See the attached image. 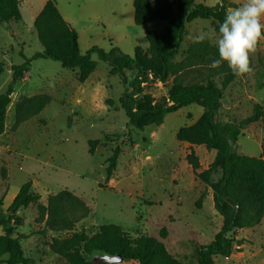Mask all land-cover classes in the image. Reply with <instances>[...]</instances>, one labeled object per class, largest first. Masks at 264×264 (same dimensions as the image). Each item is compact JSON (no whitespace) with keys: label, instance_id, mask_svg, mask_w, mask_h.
Segmentation results:
<instances>
[{"label":"rangeland","instance_id":"1","mask_svg":"<svg viewBox=\"0 0 264 264\" xmlns=\"http://www.w3.org/2000/svg\"><path fill=\"white\" fill-rule=\"evenodd\" d=\"M47 1L21 0L22 20L0 23V94L12 87L6 130L0 136V201L6 211L29 181L32 192L41 196L37 203L17 212L22 226L15 227L13 236L30 235L21 244L33 264H66L49 250L48 242L52 237L64 238L68 234L47 231L37 218L49 195L67 189L83 198L92 211L77 225L78 231L91 235L102 225H119L132 237L147 235L162 241L183 264H198L196 247L211 243L222 226L212 190L197 177V172L207 170L213 163L216 152L180 142L176 135L180 128L196 123L204 108L183 107L167 114L160 126L135 129L120 101L135 73L126 71L127 82L123 85L119 76L110 75L109 63L98 53L92 54L97 68L84 83L77 81L76 71L51 59L34 60L22 81L14 79L11 66L22 64V55L30 58L43 51L34 21ZM53 1L78 31L83 53L97 46L106 53L119 48L132 57L137 46L148 48V32H161L167 26L165 21L136 25L134 0ZM223 1L236 7L243 2L198 3L214 6ZM217 29L212 20L190 23L177 61L182 60L194 41L207 37L216 45ZM250 65V73L227 87L216 119L238 125L253 116L256 105H260L262 118L239 129L237 144L241 155L264 158V42L250 55ZM197 70H192L191 78ZM215 82L220 84L217 78ZM171 86V79L159 83L150 77L142 89L160 103L168 98ZM41 93L49 94L51 103L13 130L18 102ZM91 146L93 154L89 153ZM115 149L119 151L117 166L107 181V160ZM192 152L200 163L197 172L187 160ZM220 175V171H215L212 180ZM261 224L234 233L230 256H218L216 264H264V220ZM3 233L0 226V235ZM95 256L88 258L91 264L100 262H93Z\"/></svg>","mask_w":264,"mask_h":264},{"label":"trees","instance_id":"2","mask_svg":"<svg viewBox=\"0 0 264 264\" xmlns=\"http://www.w3.org/2000/svg\"><path fill=\"white\" fill-rule=\"evenodd\" d=\"M133 7L136 25L165 21L167 26L161 32H148L149 47L145 50L137 46L131 57L119 48L106 53L97 46L82 53L77 31L63 18L56 2L48 0L34 21L43 51L30 58L22 55L24 62L11 66L12 75L17 81H22L34 60L51 59L60 62L64 68L76 71L77 81L84 83L97 68L92 54L98 53L102 60L109 63L110 75L119 76L123 85L127 82L125 72L135 73L120 99L129 124L135 129L143 131L149 126H160L167 114L183 107L198 105L204 108L200 119L180 128L176 136L180 142L204 146L216 152L213 163L203 172H197L200 163L195 154L192 152L187 156L197 177L212 190L215 209L222 218L221 229L213 241L196 247L197 263L216 264L218 256H230L234 233L255 228L264 220V158L241 155L237 144L239 129L259 121L263 112L262 107L256 105L255 114L238 125L218 121L216 115L224 92L238 77L226 64L218 69L209 67L219 54L216 45L211 44L207 37L192 42L181 61H177V55L190 23L212 20L218 27L226 11L236 5L226 1L207 6L198 3V0H134ZM21 20L20 0H0L1 24ZM194 69H198L197 74L191 78L190 73ZM2 70L0 62V74ZM150 77L162 83L172 80L168 98L163 102L157 103L150 94L144 93L143 83ZM216 78L220 80L219 85L215 82ZM11 94V86L0 94V136L6 130ZM51 101L52 97L46 93L21 99L16 105L13 130L40 114ZM89 153L93 154L92 146ZM118 157L119 151L115 149L107 160V181L116 169ZM215 171H220L221 175L213 181ZM31 188V181L25 183L6 211L0 201V226L4 232L0 235V264H33V260L24 254L21 244L30 235L13 236L15 227L22 226L17 212L41 199ZM91 212L83 198L67 189L49 195L47 203L39 208L38 223H44L47 231L68 234L64 238L52 237L48 242L49 250L63 258L66 264H91L88 258L97 254L122 255L124 261L137 264H183L162 241L147 235L132 237L119 225H102L91 235L78 231L77 225ZM162 235L165 238V229Z\"/></svg>","mask_w":264,"mask_h":264},{"label":"clouds","instance_id":"3","mask_svg":"<svg viewBox=\"0 0 264 264\" xmlns=\"http://www.w3.org/2000/svg\"><path fill=\"white\" fill-rule=\"evenodd\" d=\"M264 42V0H243L226 11L216 31L215 44L219 58L209 67L225 65L237 77L252 71L250 55Z\"/></svg>","mask_w":264,"mask_h":264},{"label":"water","instance_id":"4","mask_svg":"<svg viewBox=\"0 0 264 264\" xmlns=\"http://www.w3.org/2000/svg\"><path fill=\"white\" fill-rule=\"evenodd\" d=\"M106 262L108 264H116L124 261V258L122 255H116V256H110V255H96L93 258V262Z\"/></svg>","mask_w":264,"mask_h":264},{"label":"crops","instance_id":"5","mask_svg":"<svg viewBox=\"0 0 264 264\" xmlns=\"http://www.w3.org/2000/svg\"><path fill=\"white\" fill-rule=\"evenodd\" d=\"M20 1H21V0H20ZM45 4H46V3H45ZM45 4H44V5H45ZM43 7H44V6H43ZM57 7H58V6H57ZM42 9H43V8H42ZM58 9H59V8H58ZM59 11H60V10H59ZM39 13H40V12H39ZM39 13H38V14H39ZM60 13H61V12H60ZM38 14H37V15H38ZM61 15H62V14H61ZM36 17H37V16H36ZM63 18H64V19L70 24V22H69L65 17H63ZM75 30H76V29H75ZM76 31H77V30H76ZM77 33H78V31H77ZM78 36H79V33H78ZM79 40H80V37H79ZM148 47H149V46H148ZM80 49H81V48H80ZM81 52H82V51H81ZM82 53H83V52H82ZM260 226H262V224H261ZM130 262H131V261H130ZM107 264H108V263H107ZM118 264H127V263L120 262V263H118Z\"/></svg>","mask_w":264,"mask_h":264},{"label":"built area","instance_id":"6","mask_svg":"<svg viewBox=\"0 0 264 264\" xmlns=\"http://www.w3.org/2000/svg\"><path fill=\"white\" fill-rule=\"evenodd\" d=\"M159 83H162V82H160V81H158Z\"/></svg>","mask_w":264,"mask_h":264}]
</instances>
